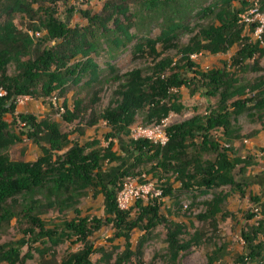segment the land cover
Wrapping results in <instances>:
<instances>
[{
	"label": "trees",
	"instance_id": "obj_1",
	"mask_svg": "<svg viewBox=\"0 0 264 264\" xmlns=\"http://www.w3.org/2000/svg\"><path fill=\"white\" fill-rule=\"evenodd\" d=\"M55 2L0 0V90L4 93L0 96V230L14 218L22 225V237L18 241L0 245V264H24L31 259V244L48 245L33 249L42 256L48 248L65 242L79 245L80 249L66 253L59 264H91L90 257L94 254L99 255L101 264H141L146 235L157 225L165 228L167 260L175 264L180 252L199 243L200 232L183 240L185 225L167 221L159 213L156 199L144 205L140 200L135 201L123 211L116 205V195L123 180L137 176L142 168L147 175L160 171L159 178L171 173L181 192H189L192 186L200 194L212 191L211 198L203 202L204 212L196 216L198 220L230 216L224 209L227 194L216 191L227 186L240 197L244 195L246 184L240 178L253 162L250 157L240 158L233 153L231 144L239 133L233 124L241 114L260 123L264 119V80L241 84L239 78L224 69L196 71L189 56L202 52L225 54L235 45L237 51L231 59L234 66L242 71L259 72L257 58L264 55V50L259 49L257 42L250 43L241 35L242 25L238 23V15L247 11L250 4L246 0H213L194 14L197 20L210 18L211 22L198 25L195 35L179 48L176 45L179 35L191 30L185 22L190 1L139 0L137 9L130 12L132 0H105L95 14L79 11L87 27L67 26L56 16ZM232 3L237 6L233 7ZM255 3L258 11L264 13V0H255ZM74 11L70 7L68 14ZM16 16L26 20L24 29L14 24ZM152 24L159 28L155 38L147 35ZM250 27L253 29V25ZM131 28L136 35L130 33ZM35 33L39 36L34 37ZM132 41L133 55L147 54L154 60L152 66L117 75L115 67L106 62V75L99 77V70L89 56L98 54L102 51L101 45H105V53L112 58V54L125 49ZM47 43L52 46L48 47ZM158 48L176 49L180 55L177 63L168 58L159 59ZM255 55L258 57L254 58ZM247 60L252 63L241 66ZM9 68H12L10 74ZM181 70L189 72L191 78L182 77ZM108 80L117 84L112 101L102 111L91 112L84 123L88 128L98 122L105 123L109 128L103 135L105 147L98 140L73 142L56 121L47 118L37 121L30 114L15 113L17 97L64 99L73 88L90 94L95 85L101 86ZM194 83L199 84L206 97L216 98L213 110L168 127L167 142L163 146L127 138L139 112H144L146 124L170 112H180L177 90ZM246 92L250 95L248 98L238 99ZM94 94L89 97L93 104L97 102ZM82 108V100H74L70 109L63 100L61 121L66 124L84 121L82 113L86 111ZM14 127L19 130L17 133ZM213 131H220L221 139H214ZM23 139L37 146L40 155L30 162L10 160L8 150ZM115 139L125 142L130 161L105 184L102 168L122 161L112 150ZM218 140L229 148L221 147ZM88 192L102 197L104 218L80 217L78 205ZM167 195L170 188L165 184L160 196ZM254 202L258 204V199L254 198ZM258 207L261 218L246 232H240L245 246V253L235 259L240 264H264V243L258 239L264 235V203ZM48 212L59 218L56 224L44 218ZM246 219H253V214L248 213ZM108 226L113 229V239L123 241L124 247L119 253L114 252L115 247L109 252L93 247L88 240L94 232ZM133 230H141L143 234L131 248L129 234ZM24 246L27 251L20 255ZM221 252L216 247L206 256V264H215Z\"/></svg>",
	"mask_w": 264,
	"mask_h": 264
},
{
	"label": "rangeland",
	"instance_id": "obj_2",
	"mask_svg": "<svg viewBox=\"0 0 264 264\" xmlns=\"http://www.w3.org/2000/svg\"><path fill=\"white\" fill-rule=\"evenodd\" d=\"M105 0H88L85 4H74L70 0H56V16L66 23L69 27H87V22L79 15V11H89L90 14L97 13L102 3ZM133 3L130 5V12L137 9V1L132 0ZM190 1L189 7L190 12L186 14L185 22L188 23L190 32H184L179 35L176 45L180 48L185 46L190 38L195 35L198 25L204 26L211 22L210 18L203 20H197L194 18L196 11L206 7L213 0H187ZM250 7L256 5L255 0H246ZM46 4V3H45ZM233 7L237 5L232 3ZM72 7L75 11L72 14H68L69 8ZM257 7V5H256ZM246 12V11H245ZM14 24L19 29H24L26 20L23 17L16 16L14 19ZM242 30L241 35L246 37L250 43H255L253 36V29L250 27L251 24H241ZM130 33L136 35L135 29L131 28ZM159 33V28L152 24L147 34L150 38H155ZM134 41L126 46L125 49L112 54V58L107 56L105 45H101L102 51L98 54H91L89 57L92 62L96 65L99 70V77L106 75L105 63L113 65L117 70V75H121L133 69L146 70L150 68L153 63V58L147 54H135L133 55L132 47ZM48 47L52 46V43H47ZM260 50H264V44L258 46ZM178 49V48H177ZM160 57L168 58L173 63H177L180 55H178L176 49H164L160 50ZM237 51V47L233 45L225 54L210 55L208 53H197L189 56V60L194 63L196 71H209L215 69H224L227 72L232 73L241 84L253 83L256 79L264 80V55L257 58L258 67L260 71L257 73L242 71L240 67L234 66L231 62L232 57ZM78 60V57L76 58ZM252 60H247L241 66L250 65ZM9 68L7 73H11ZM180 75L184 78H191V74L184 70L180 71ZM117 84L111 80L104 82L101 86L99 84L95 85L92 92L94 99L97 102L94 104L90 102L91 94L88 91H80L78 88H73L68 91L64 99H55L53 96L46 99H34L24 101L21 105H15L16 114H30L37 121H41L45 118L52 121H56L60 125L62 132L69 134V139L73 142L83 144L87 141L98 140L100 146L105 147L106 143L103 140V135L109 132V128L103 122H98L93 127H86L85 120L88 115L93 113H98L108 106L110 101H112V93L115 90ZM204 90L200 88L199 84L194 83L189 85L188 88L181 87L177 90L176 95L178 96L177 103L182 106L180 112H170L169 121L170 125L182 123L194 116H203L208 113V111L213 110L216 104V98H208L204 94ZM250 95L248 92L238 99H246ZM54 98V101L51 100ZM66 102V106L70 109L72 102L74 100H82V110L86 111L82 113L84 121H74L71 124H66L61 121L60 105L62 101ZM234 100V99H232ZM231 100V101H232ZM50 103V104H49ZM51 105V106H49ZM144 112H139L135 115L134 123L132 125H142ZM5 120L9 122V116L5 117ZM131 125V126H132ZM235 127L239 129L238 136L231 144L233 153L238 157L248 156L252 158L253 165L248 167L245 171V175L253 173L255 171H262L260 168H264V155L260 154V149L257 148L254 157L246 151V143L248 139L255 136L258 131L264 130V119L261 123L257 121L256 118H249L245 114L237 116L234 120ZM13 131L17 133L19 130L13 128ZM211 135L214 139H221L220 131H213ZM128 138V137H127ZM219 141V140H218ZM221 147H224L221 144ZM264 142V141H263ZM113 146L112 150L115 151L121 158L122 161L115 164L105 165L102 168V177L105 184H108L114 175H117L124 166L130 161V155L125 147V142L121 139L112 140ZM229 148V145H228ZM225 148V149H228ZM40 155V150L37 146L32 144L30 141L23 139L20 143L13 145L8 150V156L12 161H23L30 162L36 159ZM148 169V167L146 168ZM144 169L138 170V175L131 177L137 180L139 183L150 182L153 185V190L160 189L165 184H168L170 188V195L165 197L159 196L157 203H159V213L164 216L167 221H172L175 223H183L186 227L185 233L182 235L181 239L187 240L196 231L200 232L199 243L192 244L188 250L180 252L176 258L175 264H206V256L213 252L214 249L221 248L222 252L218 255L215 264H240L236 262V257L245 253V246L240 238V232H246L248 227L255 224L253 219L247 220L246 215L250 213L251 209L258 207L253 201V197L259 195L258 189L246 186L244 190V195L239 196L238 193L230 190L229 187L223 186L218 188L216 192L222 193V195L227 194L224 209L230 214L229 217L221 219L220 216H216L212 221H200L196 218L198 214H201L205 210L203 202L208 201L212 196V191H208L204 194H200L199 190H194L196 187L192 186L189 192H181L179 188V183L174 180V175L171 173L164 174V177L159 178L158 175L160 171L155 173V175L145 174ZM161 174V173H160ZM143 175L144 178H140ZM133 202L130 203V206ZM142 204H146L145 201ZM78 208L80 210V217H95L104 218L103 207H102V197L100 195L92 196L88 192L87 196L83 198ZM56 214L48 212L44 218L53 221L55 224L59 221V218L55 217ZM131 218H133V212L130 213ZM70 218V215H67ZM17 218L12 219L7 227L0 230V245L3 243H13L18 241L22 234L20 229L22 225L17 223ZM213 222V223H211ZM24 227V224H23ZM143 234L141 230H133L129 234V243L131 248L134 247L139 237ZM165 228L163 225H157L149 234L146 235V242L144 243L142 254H141V264H169L167 257V245L165 241ZM259 241L264 243V235H259ZM89 242L93 247H102L107 252L115 247L114 252L119 253L123 250L124 244L122 240L113 239V229L108 227H102L98 231L94 232L89 238ZM48 245H41L38 243L31 244V259L25 260L24 264H59L62 257L69 252H75L79 250L80 246L71 243H63L53 248H48L39 255L33 249H43ZM27 248L24 246L20 250V255H24ZM91 264H101L99 261V255L94 254L90 257ZM249 264V263H246Z\"/></svg>",
	"mask_w": 264,
	"mask_h": 264
},
{
	"label": "built area",
	"instance_id": "obj_3",
	"mask_svg": "<svg viewBox=\"0 0 264 264\" xmlns=\"http://www.w3.org/2000/svg\"><path fill=\"white\" fill-rule=\"evenodd\" d=\"M74 4H85L88 0H70ZM238 23L239 24H251L253 25V36L254 41L258 43V46L264 44V13L258 11V7L253 5L249 10L246 12L238 15ZM29 34V32H28ZM39 34L35 33L34 37H38ZM4 93L0 90V96ZM30 100L29 96H21L17 97L14 101L15 105H21L24 101ZM51 100L54 101V98ZM169 114V113H168ZM170 116L167 115L166 117L158 120L152 121L150 123H144L142 125H132L128 131V139L132 141H146L152 145L156 146H163L167 142V129L170 125L169 121ZM175 125V124H174ZM223 148H228L227 144H223ZM260 154L264 155V143L261 146ZM140 178H144L143 175ZM161 195V190L156 189L153 190V185L150 182L139 183L137 180L127 177L123 180L120 190L117 192L116 195V205L120 210H128L130 207V203L133 202L134 205L135 201H151L159 199ZM253 214V220L257 221L260 217V208L254 207L250 211Z\"/></svg>",
	"mask_w": 264,
	"mask_h": 264
},
{
	"label": "crops",
	"instance_id": "obj_4",
	"mask_svg": "<svg viewBox=\"0 0 264 264\" xmlns=\"http://www.w3.org/2000/svg\"><path fill=\"white\" fill-rule=\"evenodd\" d=\"M263 141H264V130H261L258 131L254 137L248 139L246 143L247 145L245 147L246 151H248L249 154H251L254 157V155H256L255 152L257 151V148H259L261 144L264 143ZM260 169H262V171H255L247 175L244 174V176L240 178V181H243L246 184V186L258 189L259 195L253 197L252 201L254 202V198H257L258 204L262 205L264 203V168H260ZM258 204L256 205L258 206Z\"/></svg>",
	"mask_w": 264,
	"mask_h": 264
}]
</instances>
